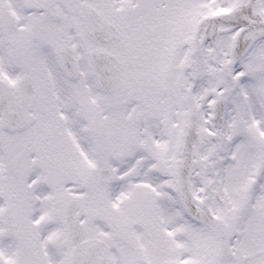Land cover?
<instances>
[{
  "label": "flooded vegetation",
  "instance_id": "flooded-vegetation-1",
  "mask_svg": "<svg viewBox=\"0 0 264 264\" xmlns=\"http://www.w3.org/2000/svg\"><path fill=\"white\" fill-rule=\"evenodd\" d=\"M33 1L0 0V4L6 3L20 21L13 32L6 30L0 22V79L19 88V79L30 74L37 89V98L29 108V122L25 128H7L6 95L2 96L0 256L5 264H41L36 261L41 253L54 264H62L60 260L64 259L66 250L68 254L70 252L69 240L64 238L59 224L55 229L54 218L55 213L66 208L71 195L65 170L72 158V132L76 138L74 142H78L82 150L86 149L80 126L71 124V107H79L77 101L80 97L98 98V83L88 59L90 51L98 46L88 39L84 23L74 10L66 12L59 5L60 17L55 19L46 11L34 9ZM184 1L198 9L199 15H204L214 10L215 3L223 7L241 0ZM258 4L264 15V0H259ZM141 41L143 43H138L137 49L125 57L132 68L141 61L153 66L156 74L153 78L162 84V91L157 105L149 109L148 115L157 118V115H165L168 95L161 63V36L150 30ZM60 42H69L76 49L80 64L77 79L66 75L58 59L55 47ZM221 48L222 53L230 51L228 43L221 44ZM254 60L255 63L249 64L241 62L236 68V88L225 107L226 141L215 159L209 180L214 206H218L220 201L235 212L245 197L248 208L239 207L238 213L244 212V223L253 226L255 232L262 233L259 239L264 241V172L255 184L252 181L246 183L247 191L241 186L244 177L242 165L245 162L258 163L264 153V147L259 145L264 143V42ZM137 78H130L128 89H141L135 88ZM211 84L208 80L204 92L214 89ZM139 94V97L129 99L131 110L138 106L147 107L148 99L142 92ZM169 98L173 99V107L179 105L177 109H180L179 90L169 92ZM198 101L204 111L206 97H200ZM210 111L213 128L218 123L211 107ZM224 179L226 191L222 183ZM113 231L117 238L116 224ZM119 233L123 236H118L112 246L115 264H181L185 256L197 254L192 248V227L183 226L172 206L167 211L162 210L161 219L128 220L125 230H119ZM255 252L256 256H263L264 247ZM192 263L195 262L192 260Z\"/></svg>",
  "mask_w": 264,
  "mask_h": 264
},
{
  "label": "rangeland",
  "instance_id": "rangeland-1",
  "mask_svg": "<svg viewBox=\"0 0 264 264\" xmlns=\"http://www.w3.org/2000/svg\"><path fill=\"white\" fill-rule=\"evenodd\" d=\"M97 4L101 5L105 11L110 12L115 19L119 20L120 23H122L124 26L127 27V24L129 22V14H133L134 13V8H131L132 6V1L131 0H122L121 2H114L112 0H97L96 1ZM98 5V7L101 9V7ZM163 8H165V15L166 17L163 19V28H166L168 30V28L171 29L170 32H167V41H166V54L165 57L167 58V65L165 66V68L167 69L169 67V61L171 56L176 53V60L177 62H180L181 60H183L185 58V62L187 63L186 66L187 68L192 69L191 65H192V58H191V51L189 52L190 48L185 49L184 51V56L181 55L179 57V52H178V41L175 37V33H178L180 31V28L178 26V19L174 16V14L170 11V4L166 3L165 5L160 4ZM136 9V8H135ZM102 10V9H101ZM136 11V10H135ZM138 11V10H137ZM136 14V13H135ZM179 14V13H178ZM138 15V14H136ZM180 17V14H179ZM138 19H139V15H138ZM172 22V23H168V22ZM142 20H137L136 24H141ZM176 48V49H175ZM175 49V50H174ZM254 53L251 54V56ZM179 57V59H178ZM251 61V60H249ZM176 62V64H177ZM253 62L255 63L256 61L253 60ZM190 64V65H188ZM131 74L130 71H128L127 73H125L124 75V80L123 83H121V85L125 86L127 84V78L129 77V75ZM185 75L187 78H189L190 75V71L186 70L185 71ZM186 78V79H187ZM124 88L121 87V89L119 90V93L123 92ZM127 91V90H126ZM121 134V132H120ZM123 135V134H122ZM89 136V137H88ZM87 137V141H88V145H89V149L87 151L86 156H83V159H81L84 163H86V167H88V169H90L88 172V174L86 173L87 177H85V189L83 191H80L76 197H78L80 199V206H79V213L81 215L82 220L88 225L89 227V231L87 233L88 237H93V236H98V234H103L104 236H106L108 239H112V230H111V226L114 225V221L113 219H111L112 217L109 216L111 215L114 211L118 210L117 207V203L122 202V200L124 198L127 197V194H129L130 190H128L127 192H117L120 191L125 185H126V181H127V177L126 175H121L120 173H117L116 171L118 170V172H120L121 170H123V168H125L127 165L126 163H124V166L121 165V162H119L120 160H118L117 164H114L113 166L116 168V171H114V176L112 177V180L109 184H107L106 186H102L101 183H99L98 180V163L94 166V159L93 161L92 158H89V154L92 155L93 149H90V146L92 145V142H94L97 145V149H99L100 147L102 148V150L104 149L105 151H109L112 150L113 144L109 143V146L106 145L105 142H103V140H101L100 138H97V136L92 135V134H88ZM173 148H176V143L173 144ZM173 154V151L167 152V156L171 157ZM111 160L113 159V157H109ZM123 158H127V155H124ZM173 159L170 158L169 160V164H172ZM107 163L106 160H101L100 161V165H103ZM82 165V164H81ZM137 174V173H135ZM75 177V175H73ZM77 177H82V174H77ZM84 178V176H83ZM79 179H77L75 177V179H72V183H77ZM135 184L139 181V176L135 177L134 179ZM117 192V193H116ZM116 194H121L120 197H117ZM107 198L108 201H105L104 203L106 204L107 202H109L111 205L110 207H106V205H102L100 203V199H104ZM111 197H113L111 199ZM167 197H169V194L167 193ZM168 199V198H167ZM117 201V202H116ZM99 209V210H98ZM100 210H103L104 216H103V220L100 221L102 225V230L103 228L105 229L104 231L98 230V212ZM108 214V215H107ZM109 216L110 223H108V219L107 217ZM61 221H58V223L63 222V217H61L60 219ZM63 235L65 237H67V233L65 231V228L62 229ZM253 234L255 235L256 238H260L262 236V233H257L255 232V228L253 229ZM256 239V240H258ZM238 242V241H237ZM248 242V244L252 243L250 241H245ZM73 245L72 240H69V248H71ZM215 250V244L214 247H212V249L207 253L205 250L200 249L199 253H197L196 255H187L184 257L183 262L186 264H193L192 260L195 262L194 264H205L209 261L212 260L213 258V253ZM68 251V250H66ZM67 254V253H66ZM66 256V255H65ZM246 256V260L249 261L251 260L249 258L248 255ZM235 264H243L246 263L247 261L243 260V259H238L235 258ZM58 261V260H57ZM62 262V261H61ZM49 263H53L54 261L50 260ZM63 263V262H62Z\"/></svg>",
  "mask_w": 264,
  "mask_h": 264
},
{
  "label": "water",
  "instance_id": "water-1",
  "mask_svg": "<svg viewBox=\"0 0 264 264\" xmlns=\"http://www.w3.org/2000/svg\"><path fill=\"white\" fill-rule=\"evenodd\" d=\"M223 21L226 22H233L239 21L240 17L237 15V17L232 18L229 13H224L219 16ZM248 24L254 22L253 19L245 17L244 18ZM203 22L201 20L199 22V25ZM215 22V21H213ZM108 33V28L106 23L104 22L103 18L98 13V40H101L103 36H100L101 33ZM102 41V40H101ZM195 51L199 52V46H198V40L195 37ZM98 77L101 78V84H107L110 82L111 84H114L116 79L119 77V73L121 70V64L111 57L110 54L106 52H98ZM190 103V109L188 111V117L189 122L185 125L184 130V136L185 140L182 143L183 147L181 149L180 147V154L184 156L183 159H178V164L176 165V179L178 182V187L180 194L182 196V199L185 203L186 209L190 216L193 218H196L200 221L206 222L210 224L218 237V249L215 257V264H230V241H229V231L227 228L226 223L217 216H214L213 213L210 211L207 203V199L205 195L201 198L199 201V205L195 203L194 196L191 192L190 188V164H191V157H192V150L193 148L198 149L200 145L206 142V139L203 137L206 132H200L196 130L195 125V108L192 102ZM206 137V136H205ZM207 138V137H206ZM103 181H106V177H103ZM70 234L72 239L75 242H80L81 238L85 234V227L83 224L79 222V218L77 214L75 213V204L72 201L68 207V222H67ZM81 244H85L81 243ZM81 245L79 244L73 252V255L77 254L79 247ZM92 245H89L86 248V253L89 254V251L91 250Z\"/></svg>",
  "mask_w": 264,
  "mask_h": 264
},
{
  "label": "bare ground",
  "instance_id": "bare-ground-1",
  "mask_svg": "<svg viewBox=\"0 0 264 264\" xmlns=\"http://www.w3.org/2000/svg\"><path fill=\"white\" fill-rule=\"evenodd\" d=\"M37 5H42V3H41V2H38ZM216 107L219 108V107H220V104L216 105ZM205 136H206V137H210V135H209V134H204V136H203V137L206 139V141H209V139L206 138ZM209 142H211V141H209ZM211 143H212V142H211ZM218 144H221V140L219 141ZM202 174H203V173H202ZM96 243H97V242H96ZM96 243H94V244H96ZM88 244H89V243H88ZM94 244H93V245H94ZM98 244H99V243H98ZM85 257H86V256H85ZM85 257L82 259L84 264H86V263H85ZM91 261H92V260H91ZM91 261H89V262H91ZM89 262H87V263H89Z\"/></svg>",
  "mask_w": 264,
  "mask_h": 264
}]
</instances>
